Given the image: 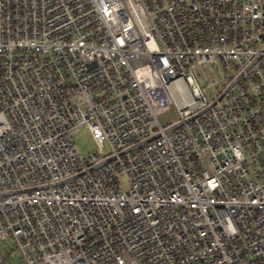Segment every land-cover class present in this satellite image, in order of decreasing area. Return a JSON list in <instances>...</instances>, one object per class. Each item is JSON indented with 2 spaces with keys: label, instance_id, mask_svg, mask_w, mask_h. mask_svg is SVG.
<instances>
[{
  "label": "built area",
  "instance_id": "1",
  "mask_svg": "<svg viewBox=\"0 0 264 264\" xmlns=\"http://www.w3.org/2000/svg\"><path fill=\"white\" fill-rule=\"evenodd\" d=\"M7 236L20 264H264V0H0V264Z\"/></svg>",
  "mask_w": 264,
  "mask_h": 264
},
{
  "label": "rangeland",
  "instance_id": "2",
  "mask_svg": "<svg viewBox=\"0 0 264 264\" xmlns=\"http://www.w3.org/2000/svg\"><path fill=\"white\" fill-rule=\"evenodd\" d=\"M178 119V113L175 107H172L170 111L160 117V122L163 125H168L173 123ZM75 144L76 148L79 150L81 154H90L93 152H97L100 148L92 138L88 129L83 128L76 136H75ZM107 150V147H106ZM120 183L124 188H128V182L125 177L120 179ZM3 246L9 250H13L12 255L8 251H4L5 258H11L13 264H20L19 254L15 249V245L12 239L7 236L5 239H2Z\"/></svg>",
  "mask_w": 264,
  "mask_h": 264
}]
</instances>
